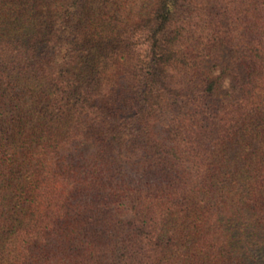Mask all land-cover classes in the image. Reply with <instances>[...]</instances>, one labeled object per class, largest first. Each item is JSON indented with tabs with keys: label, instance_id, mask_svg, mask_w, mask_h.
Segmentation results:
<instances>
[{
	"label": "trees",
	"instance_id": "1",
	"mask_svg": "<svg viewBox=\"0 0 264 264\" xmlns=\"http://www.w3.org/2000/svg\"><path fill=\"white\" fill-rule=\"evenodd\" d=\"M0 264H264V0H0Z\"/></svg>",
	"mask_w": 264,
	"mask_h": 264
}]
</instances>
